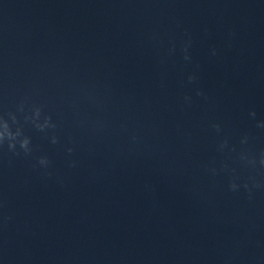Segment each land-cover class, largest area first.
Returning a JSON list of instances; mask_svg holds the SVG:
<instances>
[{
    "label": "water",
    "instance_id": "1",
    "mask_svg": "<svg viewBox=\"0 0 264 264\" xmlns=\"http://www.w3.org/2000/svg\"><path fill=\"white\" fill-rule=\"evenodd\" d=\"M0 264H264V0H0Z\"/></svg>",
    "mask_w": 264,
    "mask_h": 264
}]
</instances>
